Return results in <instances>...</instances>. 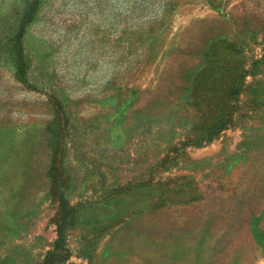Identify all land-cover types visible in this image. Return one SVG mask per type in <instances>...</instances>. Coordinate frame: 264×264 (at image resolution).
I'll return each mask as SVG.
<instances>
[{
	"label": "rangeland",
	"instance_id": "1",
	"mask_svg": "<svg viewBox=\"0 0 264 264\" xmlns=\"http://www.w3.org/2000/svg\"><path fill=\"white\" fill-rule=\"evenodd\" d=\"M113 1L45 0L32 83L0 50V264H264V0H166L119 77Z\"/></svg>",
	"mask_w": 264,
	"mask_h": 264
},
{
	"label": "trees",
	"instance_id": "2",
	"mask_svg": "<svg viewBox=\"0 0 264 264\" xmlns=\"http://www.w3.org/2000/svg\"><path fill=\"white\" fill-rule=\"evenodd\" d=\"M158 0H115L111 7H113V18L115 24V38L111 41L113 44V49L115 51V57L117 55L116 62L117 64H121L118 71H115L114 75L119 77L121 75V69L129 70V68L133 65L134 56L138 54V48H144V44L147 43L145 46L146 49L150 46V44L154 43L155 36L153 35L154 29L156 30L157 27V20L160 16H163L169 7V2L166 0H159L160 2L157 3ZM21 5L17 6L14 10V15L11 17V20L1 15L0 16V24L7 27V34L3 37L2 35L0 38L3 39L4 44L0 45V50L4 53L7 63L14 67L15 76L19 79L21 78L24 82L32 83V79L29 80V73L32 68V57L34 55H30L28 51H26V44L23 43V38L25 35V31L28 26L36 21L39 20V14L43 9L45 0H20ZM164 8L162 12V8ZM154 21V27H150L149 29L146 28V22L149 20ZM8 21V25L6 26ZM121 25V28H119ZM160 26V24H159ZM158 26V27H159ZM3 31L0 30V33ZM149 40V41H148ZM1 42V39H0ZM229 51L237 55L243 51V45L235 46L232 42H228L227 44ZM153 47V46H151ZM142 53V51H141ZM43 55V54H42ZM201 55L204 58V62L208 65H218L220 60V50L214 46L207 45L201 51ZM263 56H264V49H263ZM259 59H255L252 62V67L250 69H246L245 72L238 75L236 80V85L239 83V79L241 77L247 75L249 71L253 68H257V64ZM224 67L226 71V78L228 75L229 68L228 66H220ZM128 68V69H127ZM216 72V70H214ZM208 74H200L203 80L199 82H195L192 94L190 97H193V92L195 89L200 90L203 88L204 82L208 80V75L212 74L213 71H207ZM117 77H113L117 78ZM112 79V80H113ZM194 80V79H193ZM217 81V80H216ZM261 82V81H259ZM240 84V83H239ZM44 87L51 86L47 82H43L41 84ZM192 85V82H191ZM190 85V87H191ZM206 85V84H205ZM207 86V85H206ZM218 89V90H217ZM216 92H219L221 89L220 86L217 88ZM191 90V89H190ZM237 89L232 86L230 88L229 95L233 98L237 95ZM201 100H197L200 102ZM229 110V112L224 114L214 113L215 119H213L212 123L209 124L208 132H211L214 128H221L225 125L226 121L231 116V111L233 110V106ZM25 166V165H24ZM150 167V166H149ZM47 176H50L49 174ZM150 183L147 184V181H133L131 183V187L135 189L138 187L149 186ZM106 195V194H105ZM151 198V195H148ZM106 198V197H105ZM77 206V205H76ZM88 206V205H87ZM75 207L68 206L64 209L61 215V223L66 224L71 216L75 215Z\"/></svg>",
	"mask_w": 264,
	"mask_h": 264
}]
</instances>
